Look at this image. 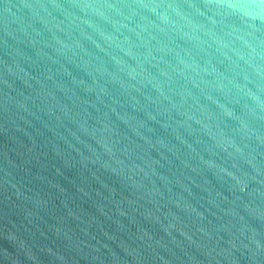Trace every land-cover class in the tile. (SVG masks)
<instances>
[{
    "label": "water",
    "instance_id": "obj_1",
    "mask_svg": "<svg viewBox=\"0 0 264 264\" xmlns=\"http://www.w3.org/2000/svg\"><path fill=\"white\" fill-rule=\"evenodd\" d=\"M0 264H264V0H0Z\"/></svg>",
    "mask_w": 264,
    "mask_h": 264
}]
</instances>
